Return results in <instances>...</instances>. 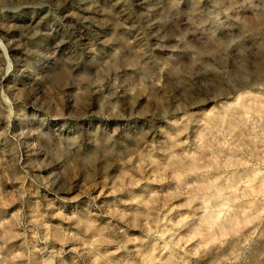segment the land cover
I'll return each instance as SVG.
<instances>
[{
  "label": "clouds",
  "instance_id": "obj_1",
  "mask_svg": "<svg viewBox=\"0 0 264 264\" xmlns=\"http://www.w3.org/2000/svg\"><path fill=\"white\" fill-rule=\"evenodd\" d=\"M13 15L28 21L22 43L0 37V264H264V0H0ZM49 40L44 71L9 79V47Z\"/></svg>",
  "mask_w": 264,
  "mask_h": 264
},
{
  "label": "rangeland",
  "instance_id": "obj_2",
  "mask_svg": "<svg viewBox=\"0 0 264 264\" xmlns=\"http://www.w3.org/2000/svg\"><path fill=\"white\" fill-rule=\"evenodd\" d=\"M28 21V17L25 15L23 17L13 15L11 19L8 18V16H4L0 18V37H7L8 39L15 38V42L17 44L22 43V38L20 36V33L22 29L19 27V25L24 24ZM78 28L82 33H90L91 29L88 24H78ZM92 27H95L92 25ZM75 50L77 48V41L75 38H71L69 41ZM62 45L59 44H53L51 40L47 42L46 46H37L36 51H34L31 55H26V53L23 51L22 47H9L7 49V54L11 57L16 58L17 60V68L16 71L13 73V76H10L9 79H13V77L19 81L22 79L27 78L29 75H32L34 73L42 72L45 69V64L49 62L52 58L55 56H58L61 54V49ZM22 154L26 152V149L21 148ZM227 153V150H225ZM239 155V154H238ZM236 172V177H234V185L236 183H239V180L241 179H247L248 177H245L242 175L244 173V169H233L229 171V175L232 174V172ZM264 171V170H262ZM31 174V173H30ZM47 174V170H44L43 172H40L37 174L38 177H43L44 175ZM260 179H264V177H257L256 184L253 185V188H256V186L259 184ZM31 183V181H29ZM223 183V181L221 182ZM11 185L8 186V190H11ZM153 189H162L163 191H167L168 185H151ZM241 191H237L234 195L236 199L239 201L236 204H233V208L239 212V210L246 208L252 200V197L250 193H247L244 191V185H240ZM141 189H136V192H140ZM41 193L44 194V190L41 189ZM49 199H55V196H53L52 193H47L46 194ZM61 195L71 197L72 195H75V193H63ZM229 195H232L231 193ZM243 195H248V199H244ZM84 199H87L84 197ZM104 198L101 197V200ZM111 199V198H109ZM181 201H173V205L180 203ZM57 206H60L61 204H64L63 200H57L56 201ZM76 203H79L77 201ZM169 205V209L173 206ZM66 207L68 205H65ZM168 209H165V212H167ZM172 216L176 217L177 213L172 212ZM53 224L60 223L59 221H52ZM107 223V218H101V224H106ZM120 227H124V225H120ZM128 234L129 236H135V237H141L143 236V233L139 229H128ZM187 232V229H185L183 232H181V235H184ZM167 239V237H166ZM155 241H148L146 245L143 247H151L153 246ZM163 243V241H161ZM137 247H142L141 245H129V249L137 248ZM120 255H125L124 253H121Z\"/></svg>",
  "mask_w": 264,
  "mask_h": 264
}]
</instances>
